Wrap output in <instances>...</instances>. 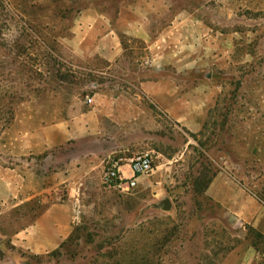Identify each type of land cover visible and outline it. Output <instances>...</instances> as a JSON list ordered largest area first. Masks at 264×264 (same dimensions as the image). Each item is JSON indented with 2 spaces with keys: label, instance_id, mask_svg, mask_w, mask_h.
Segmentation results:
<instances>
[{
  "label": "rangeland",
  "instance_id": "rangeland-1",
  "mask_svg": "<svg viewBox=\"0 0 264 264\" xmlns=\"http://www.w3.org/2000/svg\"><path fill=\"white\" fill-rule=\"evenodd\" d=\"M128 1L0 0V264H225L246 226L210 198V182L227 170L264 204V0H135L149 5L139 10L153 39L100 55L89 31ZM153 80L183 89V128L140 113L127 134L110 122L89 146L127 142L144 154L151 143L163 154L153 153L154 172L129 193L103 183L108 163L69 178L74 150L89 142L57 136L110 111L103 95ZM131 106L156 110L145 96ZM50 139L62 143L39 152ZM166 199L170 209L154 207ZM53 204L70 234L43 247L40 221Z\"/></svg>",
  "mask_w": 264,
  "mask_h": 264
},
{
  "label": "crops",
  "instance_id": "crops-1",
  "mask_svg": "<svg viewBox=\"0 0 264 264\" xmlns=\"http://www.w3.org/2000/svg\"><path fill=\"white\" fill-rule=\"evenodd\" d=\"M143 4L148 5L147 2L142 3L135 0L121 2L116 5L118 15L98 14L95 26H92V30L89 31L88 38L97 39V53L107 58L121 56L125 51L123 41L140 40L147 42L153 39V37L147 35L150 17L147 12L143 13L139 10L143 7ZM151 4L152 7L162 6L161 1ZM151 43L148 44V49L153 52L154 45ZM157 61L160 60L158 59ZM158 68H162V64L159 63ZM136 84L138 92H123L120 96L111 97L103 95L102 98L112 104V109H108L110 111L102 112L101 115L97 113L81 115L74 122L72 121L71 130L65 129L66 131L63 134L57 136L62 142L71 141L72 146L75 144L74 142L79 140H87L89 142L87 143V148L80 150L79 154L77 150H74L75 155L69 167V178L87 175L96 169L102 168L103 170L104 165L106 163L109 164L112 160L127 159L139 154L135 145L130 146L127 142H116V146L113 145V147L107 149L103 146L90 148L89 145L94 142V137L97 138L103 132L104 134L108 133L111 124L112 127H118V136H121L122 133L125 135L135 128L133 122L141 118L140 113L148 114L151 121L157 118L162 119L163 117L160 116L162 113L168 119L176 121L177 127L181 125L183 128L186 120V102L183 89H180L179 95L178 86L175 89L167 87L162 80L138 81ZM141 95L145 96L156 110L145 108V106L143 108L139 106L132 107L133 100H140L143 97ZM126 104H128V107L125 106ZM85 117H89L93 122L83 121ZM110 122L112 123L110 124ZM151 127L156 128V125L151 124ZM50 142L49 144L39 145V152H45L48 148L62 143H54L51 139ZM147 146L144 154L153 156V153H157L160 156L163 155L162 151L156 150L151 143ZM224 164L227 166L228 163L225 162ZM209 196L218 202L227 214L246 226L242 244L228 254L225 264L264 263V204L261 200L250 195L242 186L235 183L227 170L216 175L210 182ZM58 207L53 204L41 217L40 223L42 225L45 224L47 227L49 226L47 229L40 228L41 236L39 239L41 241L40 245L43 247L54 246L58 241L65 239L70 234V231L58 226L59 223L56 218ZM248 231L259 236V240L250 239Z\"/></svg>",
  "mask_w": 264,
  "mask_h": 264
},
{
  "label": "built area",
  "instance_id": "built-area-1",
  "mask_svg": "<svg viewBox=\"0 0 264 264\" xmlns=\"http://www.w3.org/2000/svg\"><path fill=\"white\" fill-rule=\"evenodd\" d=\"M89 104L93 103V98L87 99ZM124 165H129L132 176L126 177L121 170ZM155 170L154 158L151 154H135L127 159L112 160L105 168L103 183L121 193H129L138 185V180L142 176H149Z\"/></svg>",
  "mask_w": 264,
  "mask_h": 264
},
{
  "label": "water",
  "instance_id": "water-1",
  "mask_svg": "<svg viewBox=\"0 0 264 264\" xmlns=\"http://www.w3.org/2000/svg\"><path fill=\"white\" fill-rule=\"evenodd\" d=\"M154 207H155V208H158V209H159V208H162V209H164V210H168V209H170V207H171V202H170L169 199H166V200L161 201V202L158 203V204H155Z\"/></svg>",
  "mask_w": 264,
  "mask_h": 264
}]
</instances>
